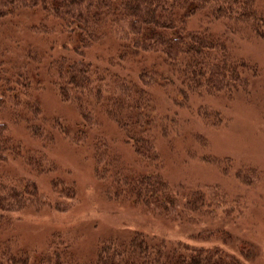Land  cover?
Segmentation results:
<instances>
[{
    "label": "trees",
    "instance_id": "obj_1",
    "mask_svg": "<svg viewBox=\"0 0 264 264\" xmlns=\"http://www.w3.org/2000/svg\"><path fill=\"white\" fill-rule=\"evenodd\" d=\"M256 2L0 0V264H246L223 245L135 227L99 238L84 259L73 222L44 218L77 212L71 169L52 155L64 143L87 150L101 196L122 208L167 227L215 216L210 201L226 196L217 184L178 188L167 177L156 142L166 136L159 102L161 94L174 93L181 107L189 96L232 100L247 91L254 66L214 24L264 40ZM48 89L74 106L73 119L44 111ZM199 114L211 124L222 117L207 108ZM192 136L206 144L198 131ZM252 175L236 177L250 184ZM28 224L45 225L37 241L26 237ZM189 237L225 243L230 235L218 227Z\"/></svg>",
    "mask_w": 264,
    "mask_h": 264
},
{
    "label": "rangeland",
    "instance_id": "obj_2",
    "mask_svg": "<svg viewBox=\"0 0 264 264\" xmlns=\"http://www.w3.org/2000/svg\"><path fill=\"white\" fill-rule=\"evenodd\" d=\"M256 7L264 10V0H257ZM195 22L196 19L192 21ZM214 28L234 45L236 55L243 56L254 66L248 72L247 91L239 92L232 100L223 96H189L188 103L185 101L181 107L171 101L176 96L174 93L161 94L159 103L163 116L159 127L164 128L166 136L158 135L156 142L164 156L165 172L172 185L204 189L206 184H217L226 193L225 201L221 200L217 206L213 205L214 200L210 201L215 216L205 215L197 223L188 221L184 225L167 227L158 220H151L146 212L132 207L122 208L116 201L104 199L98 180L92 174L87 150L64 143L60 150L57 146L52 155L62 166L71 169L78 191L77 212L52 213L44 219L73 222L82 258L92 255L99 238L123 237L127 232L125 227H135L170 239L223 245L236 252L246 264H264V40L240 38L230 33L221 22H215ZM42 95L43 109L47 114H57L64 119H73L77 114L72 104L61 102L52 90H45ZM188 104L190 107L186 108ZM204 108L219 110L221 120L217 124L205 123L210 118L206 120L199 114ZM195 131L205 137L206 144L193 138ZM218 162L225 164L218 166ZM249 169L256 172V177L252 175L250 184H245L236 177L237 171L248 173ZM218 227L230 235L225 243L220 237L199 241L189 237L202 228L208 231ZM44 229V224L40 228L36 224L24 228L26 237L34 241L40 239ZM241 246L245 252L251 250L250 256L239 252Z\"/></svg>",
    "mask_w": 264,
    "mask_h": 264
},
{
    "label": "bare ground",
    "instance_id": "obj_3",
    "mask_svg": "<svg viewBox=\"0 0 264 264\" xmlns=\"http://www.w3.org/2000/svg\"><path fill=\"white\" fill-rule=\"evenodd\" d=\"M224 162H218L217 163V165L219 166V165H221V164H223ZM225 164V163H224ZM220 167H222V166H220Z\"/></svg>",
    "mask_w": 264,
    "mask_h": 264
}]
</instances>
